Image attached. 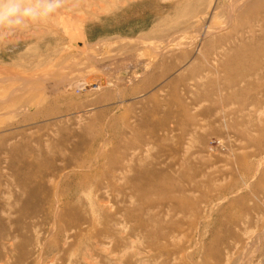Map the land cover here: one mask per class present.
Listing matches in <instances>:
<instances>
[{"label":"rangeland","instance_id":"rangeland-1","mask_svg":"<svg viewBox=\"0 0 264 264\" xmlns=\"http://www.w3.org/2000/svg\"><path fill=\"white\" fill-rule=\"evenodd\" d=\"M0 33V264H264V60L225 65L264 0H62Z\"/></svg>","mask_w":264,"mask_h":264},{"label":"clouds","instance_id":"clouds-1","mask_svg":"<svg viewBox=\"0 0 264 264\" xmlns=\"http://www.w3.org/2000/svg\"><path fill=\"white\" fill-rule=\"evenodd\" d=\"M61 5L62 0H0V30L12 32L41 21Z\"/></svg>","mask_w":264,"mask_h":264},{"label":"bare ground","instance_id":"bare-ground-1","mask_svg":"<svg viewBox=\"0 0 264 264\" xmlns=\"http://www.w3.org/2000/svg\"><path fill=\"white\" fill-rule=\"evenodd\" d=\"M237 8H239V6H237ZM233 10V9H232ZM70 24V23H69ZM66 25H68V23H66ZM76 25V24H75ZM73 27V26H72ZM210 29V28H209ZM209 29H207V30H209ZM211 30V29H210ZM210 30L208 31V32H206L205 34L203 33V35H201L202 36V39L204 38V37H206L207 36V38H208V36H210L211 35V33L213 32L212 30H211V32H210ZM76 31V30H75ZM202 31H204V30H202ZM77 34V33H76ZM210 34V35H209ZM76 38V37H75ZM212 44H209V46H211ZM83 46V45H82ZM249 47L251 48V49H253V51H248V49L247 50H244V51H237L236 53H233V52H235V50L234 51H231V53H233L234 54V56H237V59H238V61L237 62H230V64L228 65V63L227 64H225V65H227V69L230 71V69L232 70V68H233V70L235 69V71L237 70L238 71V73L240 74L238 77H237V80L236 81H238V79L240 78V77H242L243 75H242V73H244V72H246V71H248V72H250V71H255L256 69H258V66H259V61H261L262 60V62H263V60H264V44L263 43H253V44H251V45H249ZM83 48H84V46H83ZM244 49H246V47H244ZM210 54H211V50L209 49H207L206 50V52L204 53V57H209L210 56ZM245 57H249V66H248V69L247 68H245V66L243 65V63H241L242 61H240L241 59H244ZM131 63H133V62H131ZM118 64V63H117ZM116 64V65H117ZM120 64V63H119ZM130 64V63H129ZM233 66H232V65ZM260 64H261V62H260ZM118 66V65H117ZM125 66V65H124ZM126 66H128V65H126ZM229 66H232L231 68H229ZM133 67V66H132ZM226 67V66H225ZM135 68V67H134ZM93 69H95V68H93ZM93 69H91L92 71H94ZM132 69V68H131ZM226 69V70H227ZM115 70H117V68L115 69ZM125 70V69H124ZM227 70V71H228ZM90 71V70H89ZM89 71H86L84 74H82V77H81V80L82 81H86L87 83H89V84H91L93 87H100V86H107L105 83H100V78H99V76H96V75H91V74H88L89 73ZM94 73H96V70H95V72ZM100 73V72H99ZM128 73V72H127ZM130 75H128L129 77H128V79H134L135 80V78H139V77H141L143 74H145V72H143L142 74H140V71H135V70H132V71H130ZM116 74V73H115ZM245 74V73H244ZM13 81V80H12ZM235 81V82H236ZM14 93V92H13ZM207 96L205 97L207 100H210L212 97H211V95L210 94H206ZM9 111V110H8ZM92 125V124H91ZM90 125V126H91ZM85 139V138H84ZM80 142V141H79ZM64 144H65V142H64ZM75 144V143H74ZM76 144H78V145H76ZM75 145V147H76V149L77 150H79V149H81L80 147H82L83 145H86V144H84L83 143V145H81L82 143H76ZM63 145V144H62ZM88 145V144H87ZM89 146V145H88ZM64 147V146H63ZM74 147V146H73ZM73 147H72V149H73ZM74 147V148H75ZM72 149H71V151H72ZM76 150V151H77ZM70 159H72V157L71 158H69V160ZM67 160V159H66ZM68 160V161H69ZM74 160V159H73ZM67 161V162H68ZM71 161V160H70ZM70 161H69V163H70ZM72 163V162H71ZM25 183V182H24Z\"/></svg>","mask_w":264,"mask_h":264}]
</instances>
